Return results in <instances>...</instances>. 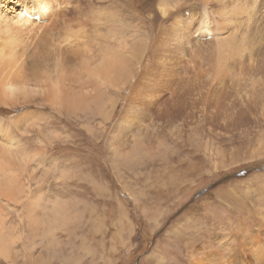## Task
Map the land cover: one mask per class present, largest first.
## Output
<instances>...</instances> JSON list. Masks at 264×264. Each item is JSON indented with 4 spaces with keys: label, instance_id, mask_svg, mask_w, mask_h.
Returning a JSON list of instances; mask_svg holds the SVG:
<instances>
[{
    "label": "rangeland",
    "instance_id": "374dc122",
    "mask_svg": "<svg viewBox=\"0 0 264 264\" xmlns=\"http://www.w3.org/2000/svg\"><path fill=\"white\" fill-rule=\"evenodd\" d=\"M175 1L142 0L131 11L127 0H56L47 17L71 42L84 43L87 25L97 27L105 43L116 41L108 52L116 48L130 62L134 43L153 59L148 47L157 23L172 29L177 21L158 5ZM200 1L181 4L182 22L184 11L193 19L187 48L180 55L169 50L174 68L153 59L141 73L138 65L120 91L89 90L85 104L67 111L39 93L0 101V145L13 151L8 158L0 147V174L21 185L16 197L0 195V236L8 241L0 264H206L215 255L237 262L238 253L256 264L248 253L260 249L264 264V0H244L228 23L208 17L215 0H205L207 12ZM90 9L98 12L91 16ZM115 10L121 23L110 16ZM205 21L210 31L203 36L198 27ZM13 30L0 36V55L18 40ZM221 41L229 43L225 52ZM45 47L58 57L55 45ZM221 53L229 56L225 71L215 73ZM54 62L37 72L57 88ZM138 78L144 88L135 87ZM174 106L180 114L172 117ZM35 199L33 224L26 211Z\"/></svg>",
    "mask_w": 264,
    "mask_h": 264
},
{
    "label": "bare ground",
    "instance_id": "6f19581e",
    "mask_svg": "<svg viewBox=\"0 0 264 264\" xmlns=\"http://www.w3.org/2000/svg\"><path fill=\"white\" fill-rule=\"evenodd\" d=\"M2 1L3 0H0V36L2 35L3 37H5L6 34H9L11 31H6V30L10 26H11V28L14 29L12 32L18 33L19 36H18V40L16 42H14V43H13V41L9 42V46H8L7 51H6V49H1V52H3V53L7 52V54L4 56L0 55V101L4 102L6 100H11V101L16 102V101H19L20 99L26 101V100L32 98L31 95H35V94L39 93L41 95L40 96L41 100H50L52 102V105H54V106H58L60 104L65 106L64 111H67L68 109L78 108L79 102L81 105L85 104L84 94L89 92V90H96L97 88H99V89L102 88L104 85H109L112 87H117L118 90L120 91L121 89H123V83L130 80L135 67H137L138 65H141L142 66L141 73H143V72L147 71L146 69H147L148 65H152L151 62L153 59H156L157 62L159 61L162 64H166L167 66H170L171 69L174 68L175 65L173 63H171V61H170V60H173V59H170V56H171L170 53L173 52L175 54V52H176L180 55L181 52L187 48V44H186L187 38L186 37L189 35V33L186 31V28L189 29L190 23L192 22V19H193L190 12H186V14L188 16V17H186L185 11H184L183 16L185 19V23L182 22L181 15H180V12H181L180 7H182L181 4L185 3L186 0H181V1L177 0V1H175V3H173L171 5H169L167 3L168 4L167 6L165 5V3L159 4L158 6H160L161 8H165L167 10V11H165L167 14H171L172 16L177 17V21L174 22L175 26L174 27L172 26V29H164L163 25H159L157 23V26L155 29L156 33L152 32L153 33L151 36L152 42H150L151 43L150 46L148 45L149 46L148 48L153 49V52H152L153 59H148V57L145 59V54H143V51L137 50V48L140 47L141 45L134 43L129 48L130 49L129 51H131L132 57H133V59L130 60V62H131L130 63L129 61L125 60L123 56H119V50H117L116 48H114L113 52H108V50L105 47L112 48L111 45L114 46V44H116V41L112 44L105 43L106 41L103 39V36L99 33L98 28L94 27L93 25H87L86 33L84 36H82L84 43H82L81 41H79L77 43L73 42V40H75L76 38H74L72 40V42L69 41L70 38H68V40H67V38H63L68 33H66V32L65 33H58L57 29L54 30L55 28H57L58 21L49 22L50 17H47L48 13L52 12V8L54 7L52 4L53 3L55 4L56 0H4V2H2ZM14 1H16V3ZM172 1H174V0H172ZM243 1L244 0H215V2H216V10H215L216 16H215V11L212 10L211 11L212 17L211 16H208V17H210V19L213 18L212 20H214V18L217 17L218 20L225 22V23H228L227 21L231 20V15L233 13L237 12L235 10H238L242 7ZM141 2H142V0H127V4L129 5V8L131 9V11L135 9L136 5L137 6L142 5ZM156 3L158 4L159 2H156ZM201 3H202V9L207 12L208 7H206V5H205V0H202ZM143 6H145V5H143ZM146 6H147V4H146ZM169 8L172 10H170ZM136 9H137V7H136ZM168 10H170V12ZM96 11L98 12V10L90 9L91 16ZM118 11L119 10H115V11H111V13H110V16L115 18V22L117 24L119 22L121 23V21H119L120 20V18H119L120 14H118ZM205 11H204V13H206ZM134 13H135V11H134ZM130 15H131V13H130ZM136 16H138V14ZM171 20H173V19H170V21ZM207 20H209V19H207ZM207 22L206 21L202 22L198 27V30L201 33H203V36H206L207 34H209V33H206V32H208V30L210 31V26H207V25H209V24H207ZM45 23H47L45 26V28H47V29L39 30L36 33L35 31L38 29L34 28L33 26L36 27V26H40L38 24H45ZM181 23L185 24L186 27H181ZM208 23H210V21ZM174 30H176V31H174ZM56 36H58V39L53 40V38ZM211 36H213V35H211ZM34 38H38L40 40L42 39L43 40L42 42H45V43H43V46H42V44L40 42L30 43L26 40V39L29 40V39H34ZM60 38L63 39L64 41H68L66 44H63L64 48L62 46H60V44L64 42ZM24 40H26V41H24ZM48 44H53V45H55V47H57L55 52H56L58 57H56V55H55V58L49 56V51H48L47 47H45L47 50L44 48V46H46ZM222 44H223V42H222ZM119 45H121V44H119ZM123 45H124V43H123ZM228 45H229V43L223 44V51L224 52L227 50ZM169 50L171 52H169ZM51 53H52V51H51ZM63 54L65 55V57L66 56L68 57L66 59V61L63 60L64 57L62 58ZM28 55H30V56H28ZM235 55L237 56L236 53H235ZM35 56H39V57H35ZM149 57L152 58L151 56H149ZM228 57H229L228 54H222V58H218V60H217L218 64L216 63V66L214 68L215 73L225 71V68H224L225 65L224 64H226V63H224L223 61H225V59ZM49 58L52 61H48ZM143 58L145 59V62L142 61ZM240 58L242 59V57H240ZM254 58L255 57L249 58V59H247V61H255ZM54 60H57V62H54ZM133 60L135 61V65H131ZM141 61L143 63H140ZM154 61H153V63H154ZM165 61H167V62H165ZM50 62H52V63L54 62L57 64L58 71L60 73L59 74L60 83L58 84L57 88L54 87L53 84L50 83V80L44 74H38V72H37L40 68L44 69L45 71H48L49 68L51 67ZM163 62H165V63H163ZM239 62L241 63L242 61L239 60ZM244 62L245 61H243V63ZM74 65H78L79 66L78 68H80L79 72L81 71L80 72L81 74L79 76H77L78 77L77 79L72 78V76H70V74L73 71ZM242 65H244V64H242ZM243 69H245V68L243 67ZM163 70L165 71V69H163ZM160 71L162 72V70H160ZM228 72L231 74V72L229 70H228ZM217 76H219V75H217ZM219 77H222V76H219ZM223 77H222V79H223ZM141 79L142 78L137 79V82H135V87H137L139 85V83H141ZM215 79H213V80H215ZM169 80H171V79H169ZM36 82L38 83L37 86H35ZM143 83H145V82H143ZM143 83H141L142 88H144ZM29 84H32V86L30 87ZM131 84H132V82H131ZM126 86H127V83H126ZM212 86H213V83H212ZM184 87H186V86H184ZM158 88H159V86H158ZM177 88L178 87H176L175 89H177ZM180 88L182 89L183 87L180 86ZM99 89L94 91V93L97 94L99 91L100 92L102 91L101 89L100 90ZM183 91H184V93H186L188 95L189 92H187L186 90H183ZM122 92H123V90H122ZM130 93H132V91H130ZM136 93H139V91H136ZM56 94H58L60 97V101H58V102L55 100ZM98 94H100V93H98ZM141 94L142 93H140V95ZM99 96H101V94ZM118 96H119V94H118ZM155 97L158 99L159 98L158 94L157 95L155 94ZM86 98H88V97H86ZM96 99H100V97L99 98L96 97ZM87 103H88V101H87ZM166 104H167L166 106L170 105L169 102ZM76 105H77V107H76ZM99 108H97V109H99ZM127 108H130V107L127 106ZM167 108L170 109L172 107H170V108L167 107ZM100 109H99V111H100ZM173 109H175V111H174V113H172V117L177 116V114L178 115L180 114L177 111L178 108H175V106H174ZM171 120H173V119H171ZM126 124H127V122H126ZM7 131H9V130H7ZM141 135H142V132H141ZM115 136H117V135H115ZM138 142L139 141H137V143ZM139 144H140V142H139ZM114 145H113V147H114ZM0 147L3 149L4 153H6L8 155L7 157L9 158V156H10L9 152H13V151L9 148L2 146V145H0ZM135 147H137V144ZM3 174L4 175L0 174V195L1 194L5 195V196L11 195L15 190L18 191L21 188V187L19 188V186H21L19 181L14 180L12 178V176H8V175H6V173H3ZM15 194H16V192H14V194H13L14 197L17 196V194H16V196H15ZM11 199H15V198L11 197ZM16 199H18V198H16ZM16 199H15V201H16ZM37 199L29 201L28 209L26 211L27 217H29V219L31 217V222L33 224H34V221H36V220L34 219L35 214H34V212H31V210L36 209L35 207L39 206L40 200L37 201ZM42 208H43V206H42ZM42 208H41V210H43ZM0 210H1V208H0ZM0 215H1V211H0ZM1 228H2V226L0 225V232L2 231ZM1 233H0V235H1ZM249 236H250V234H249ZM10 239H12V237ZM4 240L7 241V238H5ZM4 240L1 237V239H0V253L2 251L1 248L2 249L4 248V242H5ZM249 241H250V239H249ZM10 243H12V242H10ZM241 247H242V244H241ZM254 248H256L255 245H254ZM257 249H260V248L257 247ZM249 250H251V249H249ZM4 252H6V251H4ZM239 252H241V251H239ZM3 254H6V253H3ZM248 254L249 255L251 254L250 257L253 258V261L256 264H261V249L259 251H252L251 253H248ZM226 255H229V253L227 252ZM237 256L239 259L237 262H234L233 258H231L232 256H230L226 260L223 259V261H221L219 256L215 255V256L211 257L209 262H207L206 264H249L245 260L244 257H240V253H238Z\"/></svg>",
    "mask_w": 264,
    "mask_h": 264
}]
</instances>
